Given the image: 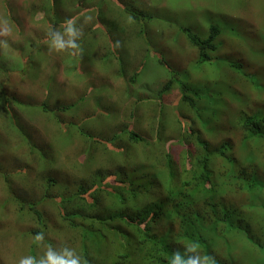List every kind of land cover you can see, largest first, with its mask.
<instances>
[{
  "label": "rangeland",
  "instance_id": "1",
  "mask_svg": "<svg viewBox=\"0 0 264 264\" xmlns=\"http://www.w3.org/2000/svg\"><path fill=\"white\" fill-rule=\"evenodd\" d=\"M84 16L83 54L49 55L47 30ZM0 18L12 28L0 49V264L40 255L36 230L48 244L72 242L70 230L52 232L60 196L83 194L90 174L110 182L106 165L141 180L131 189L170 182L158 163L169 144L178 158L193 143L180 127L194 119L212 144L231 143L230 164L256 184L236 203L239 233L218 241L232 250L223 264H264V133L242 125L254 115L264 128V0H0ZM214 23L217 48L201 59L184 28L207 37ZM180 82L198 88L196 112L178 103Z\"/></svg>",
  "mask_w": 264,
  "mask_h": 264
},
{
  "label": "trees",
  "instance_id": "2",
  "mask_svg": "<svg viewBox=\"0 0 264 264\" xmlns=\"http://www.w3.org/2000/svg\"><path fill=\"white\" fill-rule=\"evenodd\" d=\"M134 17L132 15V20ZM184 30L191 46L198 49L201 59L211 57L209 50L217 48L216 38L223 31L221 25L215 23L210 25L207 37L191 28ZM160 61L168 66L163 59ZM135 74L137 76L139 72ZM132 80L135 82L136 77ZM175 81L174 73L157 95L163 97L172 92ZM179 87L178 103L187 102L191 107L195 105L196 112V99L190 93H197L198 88H191L190 91L185 82H180ZM69 107L59 105L58 108ZM191 112L195 113L186 110V114ZM262 118L248 115L244 117L243 126L263 134ZM197 123L194 119L192 125L180 127V134L186 139H193V143L188 141L178 158L174 156L173 143L169 144L168 151L163 149L165 154L158 164L161 168L170 167V170L164 171L171 181L165 184V180L160 179L157 183L159 187L148 192L141 202L137 197L144 194L143 191L129 187L134 184L135 178L122 169L106 173L109 177L114 176L112 183H105L90 174L91 178L85 179L90 186L83 194L73 192L69 196H60L59 218L52 223V232L56 235L61 230H70L72 235V242L68 245L62 242L60 246L67 245L76 251L81 248L78 254L88 264H168L174 251L182 250L185 244L195 241L200 245L202 254L214 255L217 264L225 263L232 250L229 245H219L218 241L239 233L241 225L235 221L236 203H246L242 199L243 194L256 184L249 167L238 168L230 164L232 158L228 148L231 143L212 144L200 129L205 128ZM131 135L137 136L134 132ZM141 139L136 137V140ZM97 171L104 172L100 167L94 173ZM104 184L102 188L95 187ZM116 184H120L121 190L114 188ZM90 187L92 192L85 194ZM38 214L40 221L41 212ZM82 241L83 245L77 246ZM57 245L54 241L53 246ZM32 254L39 255L37 250Z\"/></svg>",
  "mask_w": 264,
  "mask_h": 264
},
{
  "label": "clouds",
  "instance_id": "3",
  "mask_svg": "<svg viewBox=\"0 0 264 264\" xmlns=\"http://www.w3.org/2000/svg\"><path fill=\"white\" fill-rule=\"evenodd\" d=\"M92 19L93 18L91 16H84L82 21L79 17L68 18L63 22L62 30L54 27L49 28L45 33V40L49 55H60L65 53L74 56L82 55L83 47L80 41L84 35L85 26L90 24ZM11 35L12 28L9 25V21L7 19L0 18V49L4 50L5 52L9 47L8 38ZM115 44L116 47L120 46L119 41H116ZM82 110L85 111V109ZM98 168L99 166L96 164L94 172ZM100 168L103 169V166ZM110 170L111 169L108 165L104 166L105 172H109ZM109 178L110 182L112 183L114 176ZM133 182L134 184L131 186L139 185L141 180L136 179L133 180ZM83 185L88 184L84 183ZM114 188H116V190H121L120 184H116ZM150 191H143L144 194L139 195L137 199L141 202L144 197H146L145 195ZM33 243L37 247L43 249L42 253L38 256H23L19 259L18 264H88L87 260L78 254L81 253V248L76 251L75 248L69 247L67 245L54 247L53 245L45 242L44 232L36 233L33 237ZM168 264H217V261L214 255L202 254L200 245L197 242L192 241L185 244L182 250L177 249L174 251L168 260Z\"/></svg>",
  "mask_w": 264,
  "mask_h": 264
}]
</instances>
